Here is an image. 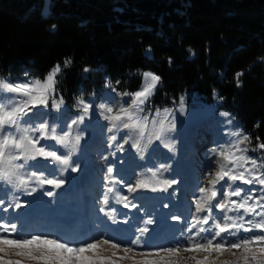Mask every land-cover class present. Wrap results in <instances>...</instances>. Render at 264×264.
<instances>
[{
	"label": "snow or ice",
	"instance_id": "snow-or-ice-1",
	"mask_svg": "<svg viewBox=\"0 0 264 264\" xmlns=\"http://www.w3.org/2000/svg\"><path fill=\"white\" fill-rule=\"evenodd\" d=\"M146 51L151 53V46ZM188 51L195 56L191 48ZM71 63V59L65 60L63 68ZM168 64H172L171 57ZM61 71L62 66L57 63L43 80H0V190L6 192V196L0 197V213L3 214L0 215V264H120L123 260H130L132 264H177L173 257L181 250L204 253L202 258L192 256L195 264H264V140L257 135L253 143L251 134L234 129L235 118L227 111L219 113L222 118L219 131L204 153L206 170L191 194L188 218L170 217L184 228L169 246L146 245L151 231L148 225L155 223L150 217L143 226L134 229L132 237L122 240L109 238L107 234L79 241L47 232L21 235L25 222L37 216L29 211L33 198L46 201L51 208L54 201L42 197L53 198L66 185H74L78 177L69 176V172L75 174L87 169L88 143L95 132L85 121L95 120L101 127V122H106L109 154L103 159L107 162L111 157L113 162L108 163L103 174L104 190L98 199V213L112 223L127 224L129 219L117 220L116 209L110 207L109 194L116 191L117 185L127 194L117 191L116 202L129 212L137 210L147 215L144 207L133 202V194L142 190L168 192L173 185L180 184L179 179L159 180L156 186L143 179L126 183L116 165L123 168L125 153L130 150L144 163L153 145L171 150L165 140L177 132V117L187 115L185 96L179 98V109L164 108L163 116L159 108L154 113L146 111L162 77L144 71V83L136 91L121 92L119 80L115 84L106 80L104 88L109 91L99 94V102L95 92L91 98L77 96L71 105L76 115L61 123V110L67 103L57 86ZM91 71L88 66L83 68L84 73ZM243 75V71L235 72L237 87L241 86ZM212 95L223 99L215 90ZM104 96L111 98L103 99ZM116 97L120 98L118 103ZM49 109L56 113L54 121L49 119ZM37 112L43 115L42 120L33 119ZM259 126V123L255 125ZM250 152L256 155L251 156ZM73 157H77L75 162ZM37 161L45 164L41 167ZM171 167V164L161 163L155 168L148 167L147 172L156 178L159 172ZM48 168L53 171L48 173ZM178 194L179 190H174L172 197ZM163 207L168 208L169 204ZM10 211L17 214V218H10ZM101 245L113 250L111 256L99 251ZM116 250L124 254L117 257ZM225 253L235 259L220 260Z\"/></svg>",
	"mask_w": 264,
	"mask_h": 264
},
{
	"label": "trees",
	"instance_id": "trees-1",
	"mask_svg": "<svg viewBox=\"0 0 264 264\" xmlns=\"http://www.w3.org/2000/svg\"><path fill=\"white\" fill-rule=\"evenodd\" d=\"M57 63L66 101L108 92L106 80L136 91L150 70L162 77L152 105L215 90L217 109L264 140V0H0V75L43 78Z\"/></svg>",
	"mask_w": 264,
	"mask_h": 264
},
{
	"label": "rangeland",
	"instance_id": "rangeland-1",
	"mask_svg": "<svg viewBox=\"0 0 264 264\" xmlns=\"http://www.w3.org/2000/svg\"><path fill=\"white\" fill-rule=\"evenodd\" d=\"M144 71L150 70H142L139 87L144 83L142 76ZM44 77L35 78L27 75L17 80H11L9 77L0 75V80H4L5 82H17L25 79L34 81L36 79L43 80ZM93 93L84 97L91 98ZM182 96L186 97L185 107L187 115L183 118L177 117V132L165 140L166 144L171 145V150L153 145L148 152L147 163L140 161L137 154L130 150L125 153L126 163L123 165V168L119 164L116 165L118 173L123 176L126 183H135L137 179H143L152 186H156L159 180H180V184L173 185L168 192L142 190L133 194V202L144 207L147 215L137 210L129 212L128 209L123 208L122 204L116 202L118 198L117 191L121 195L127 194L125 189L120 185L116 186V191L109 194L110 207L116 209L115 218L117 220L128 217V223H112L105 215L98 213V199L104 190L103 174L106 171L108 163H112L113 161L111 157H109L107 162L103 159L104 156L109 154L107 137L105 135L106 122H101L103 125L101 127L97 125L95 120L91 122L85 121V125L92 127L95 132L93 139L88 143L87 158L89 165L87 169L75 174L69 172V176L78 177L74 185H66L64 189L58 190L57 195L53 198L42 197L44 200L51 199L54 201L51 204V208L47 206L46 201L33 198L34 203L29 211L37 216L30 217L25 222L21 235H26L29 232H47L59 235L64 239L79 241L88 240L93 237L99 238L101 235L107 234L109 238L122 240L132 237L134 229L143 226L146 219L150 217L155 220V223L148 225L151 231L148 234L146 245L148 247L169 246L174 237L184 228L183 224L171 221L170 217L171 215H181L185 219L188 218L191 194L203 179V174L206 170L204 153L206 149L211 147L213 138L219 131V122L222 119L219 113L225 111L217 109L219 99L213 98V95L209 101L201 99L194 92H188ZM110 98V96L103 97V99ZM100 99L101 96L97 95V102ZM125 99L129 98L125 97ZM74 100L75 98L72 101H66L65 107L61 110V123L76 115L71 108ZM119 100L120 98L116 97L117 103ZM180 107L179 100L176 103L162 106H154L150 103L146 111L154 113L159 108L163 116L164 108L179 109ZM231 117L234 116L231 114ZM43 118L41 112H37L33 117V119L38 121ZM49 119L52 121L56 119V113L51 109H49ZM233 125L234 129H240L235 119ZM175 140H179V143H173ZM48 143L53 142L49 141ZM248 154L251 156L256 155L254 152ZM119 155L117 153V157ZM76 159L77 157H73L74 162ZM161 163L166 165L171 164L172 167L170 170H162L157 174L156 178H152L151 173L147 172V168L158 167ZM36 164L43 167L45 162L37 161ZM46 171L51 173L53 169L48 168ZM177 189L179 190V194L176 198H173L172 192ZM37 195L39 196L40 193H37ZM4 196H6V192L0 190V197ZM25 198L31 199L30 197ZM165 203L169 204L168 208L163 207ZM21 212H25V210H21ZM0 215L3 214L0 213ZM9 217L17 218V214L10 211ZM99 251L105 256H111L113 250L107 245H101ZM116 251L117 257L124 254L122 250ZM194 255L202 258L204 253H191L181 250L173 259L177 261V264H195L192 260V256ZM9 258L16 259L17 257L10 256ZM219 259L232 261L235 257L230 253H225ZM120 264H132V262L130 260H123Z\"/></svg>",
	"mask_w": 264,
	"mask_h": 264
}]
</instances>
